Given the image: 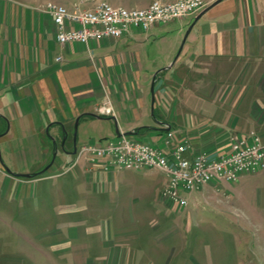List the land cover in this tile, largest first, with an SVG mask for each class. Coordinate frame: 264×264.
I'll return each instance as SVG.
<instances>
[{"label": "crops", "instance_id": "1", "mask_svg": "<svg viewBox=\"0 0 264 264\" xmlns=\"http://www.w3.org/2000/svg\"><path fill=\"white\" fill-rule=\"evenodd\" d=\"M47 1L67 8L81 1L82 9H91L100 1L146 7L152 0H0V208L9 209L21 192L24 212H30L33 202L42 203L47 183L55 205L62 193L56 179L80 161L74 177L79 185L111 178L105 175L103 159L76 160L71 152L87 143L88 131L100 132L107 119L120 131L149 137L161 146L170 130L174 138L163 149L186 139L188 157L200 150L219 154L231 132L253 131L264 142V0H204L197 12L145 31L65 45L55 39L52 18L36 9ZM169 29L176 32L166 34ZM151 78L155 109L148 122ZM106 95L116 117L99 113ZM241 126L246 130L237 131ZM97 138L102 139L93 136L89 142ZM119 170L125 171L120 185L127 193L150 186L159 196L166 184L155 168ZM220 185L227 187L210 182L192 192L212 193ZM118 253L114 250L112 258Z\"/></svg>", "mask_w": 264, "mask_h": 264}, {"label": "rangeland", "instance_id": "2", "mask_svg": "<svg viewBox=\"0 0 264 264\" xmlns=\"http://www.w3.org/2000/svg\"><path fill=\"white\" fill-rule=\"evenodd\" d=\"M151 87L152 78L147 86L148 122L154 118ZM241 128L237 131L246 130ZM77 131L78 126L75 138ZM74 132L75 122L72 140ZM98 135L102 139H95L96 144L114 137V121L107 119L100 132L88 131L85 142ZM78 163L56 179L62 193L55 205L53 191L47 189L53 187L47 183L42 203L33 202L30 212H24L21 192L11 197L9 209L0 208V264H264V170L220 185L216 192L222 188L223 194L185 193L188 203L181 209L158 196L154 187L127 193L120 185L125 171L117 168L106 172L112 175L109 179L79 185L74 179ZM114 250L119 253L112 258Z\"/></svg>", "mask_w": 264, "mask_h": 264}, {"label": "built area", "instance_id": "3", "mask_svg": "<svg viewBox=\"0 0 264 264\" xmlns=\"http://www.w3.org/2000/svg\"><path fill=\"white\" fill-rule=\"evenodd\" d=\"M80 2L67 8L48 1L36 8L52 18L56 28L55 39L60 45L119 38L132 29L145 31L155 23H166L193 14L205 4L204 0H152L146 7H126L100 1L91 9H82ZM60 58L57 56L56 60ZM98 110L102 115L116 117L112 100L107 95ZM133 134L119 130L104 144L84 143L76 149V160L80 157L90 161L103 159L106 171L126 167L155 168L167 179L160 191L161 198L181 209L188 203L185 193L199 191L210 182L231 185L243 174L264 169V142L253 131L247 134L229 133L225 149L217 155L200 150L190 157L186 156L191 150L186 139L171 149H163L174 138V132L170 130L161 138L162 146Z\"/></svg>", "mask_w": 264, "mask_h": 264}, {"label": "water", "instance_id": "4", "mask_svg": "<svg viewBox=\"0 0 264 264\" xmlns=\"http://www.w3.org/2000/svg\"><path fill=\"white\" fill-rule=\"evenodd\" d=\"M198 17H199V15H198ZM198 17H196V19L198 18ZM191 28V26L188 28V30L185 32V35H184V37H183V40H182V43H183V41L185 40V38H186V36H187V34H188V31H189V29ZM159 71H156L155 73H154V78H155V76L157 75V73H158ZM154 78H153V81H152V87L151 88H153V82H154ZM151 108L153 109V98H152V104H151ZM76 123H77V120H76ZM115 130H116V134H118L119 133V129L116 127L115 128ZM126 134H131V131H128V132H125ZM72 153H75L76 152V147L74 146V149L71 151ZM45 169H43V170H41V171H39L38 173H41V172H43ZM16 176H29L28 174H15Z\"/></svg>", "mask_w": 264, "mask_h": 264}]
</instances>
